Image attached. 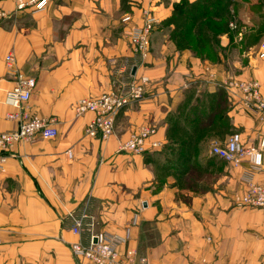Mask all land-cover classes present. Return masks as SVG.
<instances>
[{"label":"crops","instance_id":"1","mask_svg":"<svg viewBox=\"0 0 264 264\" xmlns=\"http://www.w3.org/2000/svg\"><path fill=\"white\" fill-rule=\"evenodd\" d=\"M182 1L197 0H55L21 12L0 2L11 11L0 18V132L17 129L5 102L16 81L10 53L17 71L36 78L30 112L55 118L58 131L2 154L0 264H92L71 245L97 233L114 236L121 256L134 252L126 264H264V210L238 200L249 181L264 184V152L260 168L210 153L235 132L250 146L264 137V118L233 103L226 87L232 78L258 80L264 96V5L234 11L237 28L210 60L171 38L175 25L167 23ZM146 11L156 24L142 57L125 34ZM143 76L145 97L121 111L115 133L106 141L87 136L93 115L77 116V101ZM146 125L158 129L151 141L163 147L120 152V142ZM77 221L80 235L72 231Z\"/></svg>","mask_w":264,"mask_h":264},{"label":"built area","instance_id":"2","mask_svg":"<svg viewBox=\"0 0 264 264\" xmlns=\"http://www.w3.org/2000/svg\"><path fill=\"white\" fill-rule=\"evenodd\" d=\"M55 0H0L11 2L15 11H41L46 10ZM11 11L0 9V18L9 16ZM156 19L145 12L141 26L131 27L125 36L133 51L146 57L151 50V36L155 30ZM231 29H236L234 22L230 23ZM264 50V42L262 44ZM9 72L16 76L14 86L6 92L5 102L14 108V112L7 115L9 120L17 123V129L9 132H0V161L4 162V152H8L15 143L23 140H34L38 137L54 139L58 135L55 128L56 119L36 117L29 110L33 92L36 88V78L25 75L14 68L15 56L10 53L6 57ZM149 78H130L124 82L120 89L105 92L94 97H84L74 105L77 116L92 114L86 128L87 136L108 140L116 129V121L126 107L141 102L145 97V85ZM226 87L233 103L240 104L247 111L257 113L264 118V96L258 80H238L232 78ZM158 129L151 125L142 126L130 133L125 141L119 144V151L141 154L148 149L157 150L163 147L159 140L151 141ZM149 147V148H148ZM264 137H261L257 146H250L243 138V134L235 132L230 135L225 144H213L210 153L229 164L238 167L244 162H249L254 168L263 165ZM65 161L72 160V152L64 153ZM238 200L244 205L264 210V184L249 181L246 193ZM84 226L77 221L72 228L74 234L80 235ZM2 244L0 228V245ZM118 242L114 236L106 233L92 234L89 244L73 243L71 250L75 256L83 258L92 264H126L134 262V252L127 251L121 256L117 250Z\"/></svg>","mask_w":264,"mask_h":264},{"label":"trees","instance_id":"3","mask_svg":"<svg viewBox=\"0 0 264 264\" xmlns=\"http://www.w3.org/2000/svg\"><path fill=\"white\" fill-rule=\"evenodd\" d=\"M251 3V0L182 1L167 23L175 25L171 38L178 48H187L202 58L215 60L222 50L221 37L229 32L230 23L235 20L234 11L244 4H250L252 10L264 5L258 0L256 7Z\"/></svg>","mask_w":264,"mask_h":264},{"label":"rangeland","instance_id":"4","mask_svg":"<svg viewBox=\"0 0 264 264\" xmlns=\"http://www.w3.org/2000/svg\"><path fill=\"white\" fill-rule=\"evenodd\" d=\"M252 2H253V1H252ZM251 4H253V6H254V7H256V6H257V3H256V2H255V3H251ZM258 5H259V3H258ZM261 7H262V6H257V7H256V9L254 8V9H255V13H256V12H258V11H259V9H260ZM262 8H263V7H262ZM257 16H258V15H257ZM236 20H237V21H236V22H237V24H239V25H242V24H243V22H242V19H241V18L237 17V19H236ZM234 22H235V21H234ZM240 23H241V24H240ZM259 37H260V35L258 36V38H259ZM127 42H128V41H127ZM263 42H264V41H263ZM128 44H129V43H128Z\"/></svg>","mask_w":264,"mask_h":264}]
</instances>
